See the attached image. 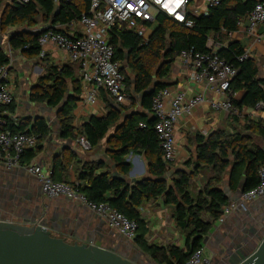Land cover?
<instances>
[{"label":"trees","instance_id":"obj_1","mask_svg":"<svg viewBox=\"0 0 264 264\" xmlns=\"http://www.w3.org/2000/svg\"><path fill=\"white\" fill-rule=\"evenodd\" d=\"M7 2L0 0V31L23 28L10 36L9 48L12 52L23 53L29 60H36L41 54L40 32H35L40 24L39 19L52 27L67 26L78 22L82 14L90 9V2L82 0L59 4L55 0H33L26 5L18 4L16 0ZM257 3L254 0H223L219 6L210 8L206 16L189 14L188 19L193 22L192 28L159 15L147 46L143 45V40L134 31L119 26L111 29L110 44L115 51V61L122 64L126 79L125 93L132 102L127 106L112 99V104L107 103L106 115L91 116L78 129L77 135L73 127V113L77 95L82 93L83 87L81 75L77 76L73 67L80 71V66L72 63L73 67L65 65L57 68L50 65L46 58H42L47 74L38 80L32 90L31 101L59 110L56 118L60 122L63 139L77 141L84 137L92 150L106 141L109 157L115 164L117 173L123 177H128L132 170L131 163L127 161L129 155H145L149 173L146 178L128 184L109 172L99 173L101 168L86 165L78 173L81 184L78 189L90 202L107 204L135 222L138 227L137 237L131 242L156 264H186L195 252L204 247V241L213 227L211 221H218L223 208L229 204L228 198L218 188L225 176H229L233 189H239L244 183L243 194L260 184L259 171L264 168V152L252 144L251 138L246 134L247 131H256L264 137V125L260 121L247 122L244 127H239V133L236 134L217 132L208 137L199 133L194 135L197 147L195 157L185 164V168L175 169L172 164L164 161L158 134L154 130L157 120L152 113L155 95L171 85V68L180 54L190 50L209 54L216 47H220L216 52L218 56L237 70V76L231 83L233 104L242 112L255 111L262 104L264 111V79L257 61L250 57L240 61L245 50L240 44L230 42V36L239 30V23L252 13ZM60 32L69 35L63 30ZM210 41L212 44L208 46ZM9 61L8 53L0 49V66L9 65ZM239 92H245L241 102L234 99V95ZM114 104L119 108H115ZM138 104L141 105V110L136 109ZM16 108L15 100L7 107L5 129L15 135L38 137L37 148L22 155L21 163L26 166L41 151V142L49 136L50 127L46 120L39 118L34 120L29 129V124L19 126L18 129L12 119ZM230 116L239 124L238 118ZM111 130L114 131L112 134ZM69 161H56L54 173L66 171ZM205 168H211L215 175L202 191L193 196L191 181ZM172 172L173 175L168 180H162ZM54 177L51 179L59 182ZM157 200H162L166 207L173 209L176 227L186 239L183 249L176 246L159 247L149 244L146 239L149 231L141 208ZM206 216L210 220H206Z\"/></svg>","mask_w":264,"mask_h":264},{"label":"crops","instance_id":"obj_2","mask_svg":"<svg viewBox=\"0 0 264 264\" xmlns=\"http://www.w3.org/2000/svg\"><path fill=\"white\" fill-rule=\"evenodd\" d=\"M242 1L246 2L248 0ZM254 1L264 2V0ZM205 11V0H194L191 3V14L202 16ZM38 26L44 27L51 25L41 22ZM53 27L69 34L73 32L80 33L82 31V28L76 22L67 26L58 25ZM230 42L238 43L245 51H250L249 57L257 61L261 77L264 79V26L258 27L255 34H250L247 30V23L243 22V25L239 26V30L230 36ZM2 49L8 53L10 60L11 88L17 107L12 119L15 121L18 129L19 126L26 124H29L27 128L29 129L35 119L44 117V113H40L37 110V107H42V105L31 101V93L37 85L38 80L46 76V65L41 57L36 60H29L19 51L18 56L15 57L9 48V38L6 46L2 47ZM219 49L220 47H216L214 51L218 52ZM46 53L47 56L45 58L50 65L57 68H62L65 65L74 66L66 59L63 52L56 50L52 46L46 48ZM73 68L78 76L80 71L75 66ZM190 74V69L183 66L179 59H177L171 68L169 79L170 87L181 88L186 92L187 98L194 97L199 91V88L195 89L190 84ZM244 97L245 92H239L234 95V99L238 102H241ZM220 99L217 94L211 96V100L213 101H219ZM26 100L30 104L23 105V109H21L22 102L24 103ZM113 102L114 100L103 92L98 104L89 106L80 99V95H77L76 109L73 113V127L76 129L75 135H77L78 129L91 116L104 117L107 113V103L112 104ZM44 106L47 107L48 105L44 104ZM136 109L141 110V105L138 104ZM43 110H45L46 115L49 114L48 110L45 108ZM243 115V119L239 121L240 126H238L236 121L228 113L215 112L211 109L210 104L205 102L192 115L182 118L177 128V160L172 164V167L175 169L185 168V164L192 157H195L197 147L194 135L198 133L205 137L217 132L236 134L239 133V127H244L249 121H260L264 125V111L244 110ZM53 118L59 124L60 135L53 136V143H50L52 128L49 125L50 134L41 142L42 149L37 153L36 158L30 165L40 167L50 178L55 176L54 179L56 181L72 184L80 182L78 180V173L86 165L101 168L99 173L109 172L111 175L113 167L117 170L115 164L109 157L106 141L102 142L99 148L89 152L90 154L88 156L90 157L88 160H84L76 151L78 140L63 139L60 122L56 116ZM236 128L237 132H235ZM204 132L205 134H203ZM246 134L251 138L252 144L264 152V137L256 131H247ZM61 143L66 147L63 148ZM64 160H70L67 170L64 172L60 170L54 173L53 166L55 162H62ZM127 161L132 165L131 172H133V176H131V179L141 180L149 176L148 164L144 154H131L127 158ZM214 175L215 173L211 168H205L198 176L194 177L191 181V194L196 196L209 184ZM128 178H130V174ZM1 188L4 189L3 191H10V196H6L7 199H10L12 194L18 193L25 201L23 214H26L22 218L23 221L26 219L30 221L34 219L39 210L40 214L48 220V223L54 229V234L61 235L69 243L93 241L95 244L104 248L114 247L121 250L128 248L142 255L141 250L134 242L122 238L116 230L112 229L105 220L100 218L88 207L71 202L66 198L47 199L42 193L37 180L29 175L24 168L13 171L0 169V190ZM218 188L228 198L229 203L240 202L238 195L239 189L232 188L228 175L224 177L223 181L218 185ZM141 213L147 223L149 233L146 239L149 244H155L159 247L176 246L182 249L185 247L186 239L176 227L173 209L166 207L162 200L145 204L141 208ZM205 219L210 220L208 216ZM211 222L213 223V227L206 237L205 240L207 242L204 245L207 256L210 254L209 257H217L220 264H223L222 259L224 255L228 252H233L232 250L241 251L245 256H248L260 245L261 237H259V234L264 235V196L253 203L241 207L240 210L229 216L224 223L218 221ZM142 258L145 261L147 260L146 264H156L147 254L142 255Z\"/></svg>","mask_w":264,"mask_h":264},{"label":"built area","instance_id":"obj_3","mask_svg":"<svg viewBox=\"0 0 264 264\" xmlns=\"http://www.w3.org/2000/svg\"><path fill=\"white\" fill-rule=\"evenodd\" d=\"M20 5H26L33 0H16ZM70 0H55L56 4ZM90 2V9L83 13L78 20L82 28L80 33L69 35L61 33L52 26H38L35 32H40L39 45L41 58L47 56L46 48L54 47L65 54L70 63L80 66L82 79V93L80 99L89 106H95L106 93L117 103L130 105L132 100L125 93V76L122 64L115 61V51L110 44L109 32L116 26L134 31L148 45L157 23V17L164 15L183 24L187 28L193 27L188 19L191 0H82ZM223 0H205L206 11L217 7ZM250 34H255L260 26H264V2H258L254 10L245 21ZM243 22L238 26H242ZM210 41L208 46H211ZM250 51L240 58L246 60ZM179 61L190 69V84L199 91L192 98H187L186 92L179 87H167L160 90L152 102V113L156 118L154 130L158 134L160 148L163 151L164 161L174 164L177 160V128L180 120L193 112L203 103L208 102L215 112H225L238 119L244 115L232 101L231 83L237 76V70L214 51L209 54L183 51ZM217 94L219 101L211 100ZM14 101L11 88L10 66H0V168L13 171L24 168L26 172L38 179L42 193L49 199L66 198L67 200L88 207L91 211L105 220L118 234L128 240L134 241L137 237L138 227L135 222L101 203L89 201L87 196L80 192V183L55 182L46 175L40 167L21 163L22 155L29 150L36 149L38 137L35 135L18 134L6 130V109ZM261 104L255 111H262ZM145 128L144 124H141ZM205 134V132L203 133ZM79 146L86 152H91L90 143L81 137ZM260 184L258 187L243 194L240 202H231L222 210L218 222L224 223L233 213L246 204L253 203L264 196V168L259 171ZM186 264H211L205 248L195 252Z\"/></svg>","mask_w":264,"mask_h":264},{"label":"water","instance_id":"obj_4","mask_svg":"<svg viewBox=\"0 0 264 264\" xmlns=\"http://www.w3.org/2000/svg\"><path fill=\"white\" fill-rule=\"evenodd\" d=\"M113 106L119 108L117 104ZM58 114L59 110L56 111L55 116ZM40 118L48 122L47 118ZM172 175L173 173L162 180H168ZM131 176L133 172L130 173V178L119 174L118 177H113L121 178L128 184L139 181L131 179ZM244 190L245 184L242 183L238 192L239 200ZM53 231L48 220L40 213H37L31 221L23 223L0 219V264H145L122 256L110 248L101 247L93 241L69 243L66 238L55 236ZM206 242L207 240L204 241V245ZM232 258L231 252L223 257L226 264H231ZM235 264H264V238L252 254L241 256L239 252Z\"/></svg>","mask_w":264,"mask_h":264},{"label":"rangeland","instance_id":"obj_5","mask_svg":"<svg viewBox=\"0 0 264 264\" xmlns=\"http://www.w3.org/2000/svg\"><path fill=\"white\" fill-rule=\"evenodd\" d=\"M8 2L10 1V0H7ZM7 2V3H8ZM6 4V3H5ZM39 23H41V19H39ZM0 28H1V21H0ZM18 30H23V28H20V29H7V30H5V31H0V47H4V46H6V44H7V41H8V38H10V36L11 35H13V33H16ZM14 55H15V57H17L18 56V52H14ZM129 76L130 77H132L133 78V75L131 74V73H129ZM139 100V99H138ZM25 104H30V102L29 101H24V103L22 102V104H21V109H23V105H25ZM43 108H45L46 110H48V112H49V114L48 115H46L45 114V110H43ZM37 110H39V112L40 113H44L43 114V116L45 117V118H47V120H48V122H49V124H50V126H51V128H52V135H51V137H50V143H53V136H59L60 135V129H59V124H58V122H57V120L56 119H54L53 117H55V113H56V111H57V109H53V108H51L50 106H44V105H42V107H37ZM240 120V119H239ZM238 126H240L239 124H237ZM112 132H113V130H111L110 131V134H112ZM204 136V135H203ZM61 145L62 146H65L64 144H62L61 143ZM76 151L80 154V156L84 159V160H88V158L90 157V156H88L90 153L89 152H86V151H84L80 146H79V144H77V147H76ZM173 173V172H172ZM112 176H116V177H118V174L116 173V171H115V168L113 167V170H112ZM33 178H35L36 180H37V182H38V184H39V186H40V188H41V184L39 183V181H38V179L36 178V177H34V176H32ZM47 198V197H46ZM47 199H49V198H47ZM56 199H58V198H56ZM50 200V199H49ZM51 200H54V199H51ZM38 213H40L39 212V210H38ZM4 217H6V218H9V219H11V220H17L18 218H17V215L15 216V215H8V214H6V215H4ZM259 237H261V240L264 238V235L263 234H259ZM109 248V247H108ZM257 248V247H256ZM110 249H112V250H115V251H117L120 255H122V256H126V257H129L130 259H132V260H136V261H138V262H141V263H145L146 264V261L142 258V255H139L138 254V252H136L135 250H131V249H126V250H121V249H118V248H114V247H110ZM256 250V249H255ZM233 252H231L232 253V263L231 264H235L236 262H237V259H238V254H239V252H240V255L241 256H243L244 254H243V252H241V251H234V250H232ZM236 254V255H235ZM209 256H210V254H209ZM208 256V257H209ZM209 259H210V261H211V264H220V262H219V259L217 258V257H209ZM222 262H223V264H226L225 263V259H222ZM230 264V263H229Z\"/></svg>","mask_w":264,"mask_h":264},{"label":"flooded vegetation","instance_id":"obj_6","mask_svg":"<svg viewBox=\"0 0 264 264\" xmlns=\"http://www.w3.org/2000/svg\"><path fill=\"white\" fill-rule=\"evenodd\" d=\"M4 189L1 188L0 190V219H6L11 222L15 223H23L24 221L22 220L24 214H23V206L25 204V201L21 198L20 194L14 193L10 197V199H7L6 196H10L9 192L3 191ZM10 200V201H8ZM25 208V207H24ZM17 215V220H11L9 218L4 217V215ZM15 215V216H16ZM25 221H30V220H25ZM54 234V231H53ZM57 237L63 238L61 235H56Z\"/></svg>","mask_w":264,"mask_h":264}]
</instances>
